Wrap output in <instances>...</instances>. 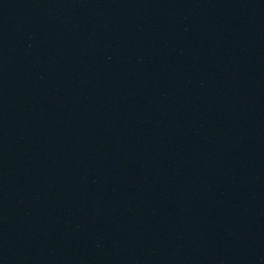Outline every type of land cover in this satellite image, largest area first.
Returning a JSON list of instances; mask_svg holds the SVG:
<instances>
[{"label":"water","instance_id":"water-1","mask_svg":"<svg viewBox=\"0 0 264 264\" xmlns=\"http://www.w3.org/2000/svg\"><path fill=\"white\" fill-rule=\"evenodd\" d=\"M0 264H264L260 0H0Z\"/></svg>","mask_w":264,"mask_h":264}]
</instances>
